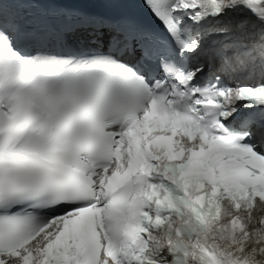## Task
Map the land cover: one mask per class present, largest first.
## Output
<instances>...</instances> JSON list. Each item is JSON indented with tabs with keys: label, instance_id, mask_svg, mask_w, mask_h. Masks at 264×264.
<instances>
[{
	"label": "snow or ice",
	"instance_id": "1",
	"mask_svg": "<svg viewBox=\"0 0 264 264\" xmlns=\"http://www.w3.org/2000/svg\"><path fill=\"white\" fill-rule=\"evenodd\" d=\"M5 2L0 264H264V0L40 32Z\"/></svg>",
	"mask_w": 264,
	"mask_h": 264
}]
</instances>
